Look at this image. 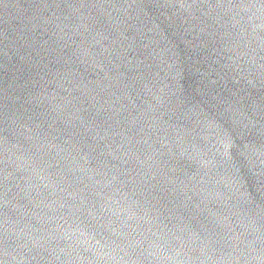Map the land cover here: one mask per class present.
<instances>
[{"label":"water","instance_id":"1","mask_svg":"<svg viewBox=\"0 0 264 264\" xmlns=\"http://www.w3.org/2000/svg\"><path fill=\"white\" fill-rule=\"evenodd\" d=\"M0 264H264V0H0Z\"/></svg>","mask_w":264,"mask_h":264}]
</instances>
